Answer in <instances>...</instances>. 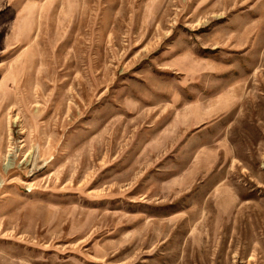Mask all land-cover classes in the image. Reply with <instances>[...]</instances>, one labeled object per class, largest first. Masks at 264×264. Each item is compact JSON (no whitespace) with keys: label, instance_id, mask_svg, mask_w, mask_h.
Masks as SVG:
<instances>
[{"label":"rangeland","instance_id":"obj_1","mask_svg":"<svg viewBox=\"0 0 264 264\" xmlns=\"http://www.w3.org/2000/svg\"><path fill=\"white\" fill-rule=\"evenodd\" d=\"M0 264H264V0H0Z\"/></svg>","mask_w":264,"mask_h":264}]
</instances>
